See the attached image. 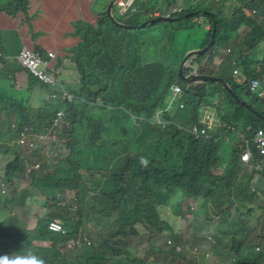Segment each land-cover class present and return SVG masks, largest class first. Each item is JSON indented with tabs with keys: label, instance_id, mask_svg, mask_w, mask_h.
<instances>
[{
	"label": "trees",
	"instance_id": "16d2710c",
	"mask_svg": "<svg viewBox=\"0 0 264 264\" xmlns=\"http://www.w3.org/2000/svg\"><path fill=\"white\" fill-rule=\"evenodd\" d=\"M102 1L91 7L93 14L98 8L95 23L79 20L72 35L75 44L57 52L38 44L41 35L29 17L24 22L33 31V43H23L16 58L9 61L8 46L0 30V61L4 64L0 68L7 69L14 83L19 78L17 73L29 78L18 98L0 87V156H13L1 176L6 180H3L4 189L9 190L3 195L0 186V256L31 251L45 264H174L168 260L195 264L193 254L199 251L198 244L193 243L191 251L188 250L190 258L179 252L181 246L187 248L191 244V241L181 242L182 232L187 234L189 230L184 203L195 204L201 199L204 205L217 206L221 213L214 248L234 254L232 264H263L264 160L253 148L250 166L242 167L240 157L247 148L243 138L231 149L230 157L223 149L224 140L239 134L243 127L245 138L264 129V119L238 105L219 83L181 80L178 68L186 52L181 57L176 54L172 61L143 64L125 46V42H131L133 47L134 40L123 39L124 30L114 26L106 15L112 0ZM187 1L171 17L183 18L194 12L192 5L196 2L206 3ZM227 2H233L230 13ZM216 3V9L206 6L202 9L207 12L202 15L204 23L210 25L209 38L202 42V48L212 39L216 21V50L210 56L212 49L192 60L185 73L195 72V61L214 63L212 58L222 50L226 54L223 63L227 62L233 74L240 69L244 84L237 83L234 77L217 75L213 71L215 63L211 70L202 68L197 73L229 81L242 101L245 100L240 91L255 103H262L260 110L247 102L264 115V99L254 97L249 91L252 79L264 81V59H253L246 54L264 43V0H216ZM177 4L178 0H135L123 13L125 20L121 22L140 26L145 20L168 15ZM30 6L31 0H11L0 5V12L10 17L20 13L28 16ZM194 25L192 22L190 28ZM180 26L185 28L184 24ZM43 37L50 39L48 35ZM11 42L19 44L16 39ZM217 44L223 48L219 49ZM24 47L49 62L47 73L56 86L43 83L19 63L18 56ZM65 61L76 64L73 84L64 79ZM233 61L237 64L233 65ZM175 84L183 90L185 108L172 118L167 115L164 120L169 123L163 127L154 123V118L166 106ZM211 84L214 90L210 93ZM219 87L229 99L226 96L221 99ZM25 88L36 94L49 91L52 96L36 109L29 97L23 96ZM63 90L73 99H64ZM217 94L218 103L214 102ZM203 106L217 110L219 127L215 138L197 139L189 132L191 126L200 125ZM59 113L62 116L56 121ZM28 128L33 129L32 137L51 130L65 140L63 146L70 150L69 155L52 159L42 153L43 146L38 142L36 149L17 144L19 133ZM4 133L7 140L2 136ZM52 148L54 152L58 150L55 145ZM37 160H42L40 170L30 166ZM245 177H249L246 183ZM27 179L31 188L19 191V185ZM70 195L74 200H68ZM32 208L39 210L36 224L33 228L29 224L25 227L19 222L22 217L29 221ZM53 221L62 223L67 229L65 233L50 231L49 224ZM95 232L98 241H90L87 234ZM210 234L213 235L212 225L206 232ZM145 238L148 248L142 249L145 253L142 255L140 245L131 242ZM72 241L81 246V254L61 257L59 247ZM35 242L50 245L43 247Z\"/></svg>",
	"mask_w": 264,
	"mask_h": 264
},
{
	"label": "rangeland",
	"instance_id": "374dc122",
	"mask_svg": "<svg viewBox=\"0 0 264 264\" xmlns=\"http://www.w3.org/2000/svg\"><path fill=\"white\" fill-rule=\"evenodd\" d=\"M11 0H0V5H6ZM91 0H31V6L28 12V16L25 15V13H20L16 17H10L5 12H0V30L3 31V34L6 37V42L8 44V40L11 42L12 40L16 39L18 42H25L27 44H32L31 37H33V31L28 30L27 24H25L24 21H27V18L31 17V21L33 22V25L35 27H38L40 30L36 28L40 32V37L37 39L38 44L41 47H45L48 50H56V52L60 49L68 48L71 46L72 43L66 44V36L70 34L69 28L73 24V22L84 19V20H95V16L89 11V3ZM124 0H119L118 7L115 8V14L119 20L124 21L125 19L122 16V13H124V8L122 7ZM190 1V0H189ZM196 2V0H192V2ZM206 3L202 5L199 2H196L193 6L194 13L190 19H186L185 21H172V22H161L156 24V26H148L146 28L141 29H134V30H127L122 31L123 39L126 40H134L133 47L131 42H125V46L128 47L130 50H132L135 54H137L140 58L143 64H151L155 61H162L166 59H170L172 57V60L175 59V55L179 52V57L183 56L185 51H191V50H197L201 49L203 46V43L205 39L209 38V31L207 29V24L204 23L205 19H201L202 16H198L197 13L202 10L205 6L208 8L216 9L217 3L216 0H204ZM251 1V0H249ZM187 0H178V6L175 7L174 10H171L168 15L171 16L172 13H175L179 8L187 5ZM233 3V2H232ZM227 2V8L228 12L231 11V4ZM93 7V5H92ZM117 8L120 9V13L118 12ZM123 8V9H122ZM190 14V13H189ZM248 14L255 15V12H248ZM144 16L141 18V20H144ZM173 18H180V17H173ZM202 24H201V21ZM82 20L83 22H86ZM147 21V20H145ZM145 21L141 22L143 24ZM194 22L195 25L190 28L191 23ZM94 24V23H93ZM184 24V26H180ZM201 24V25H200ZM44 26V27H43ZM187 27V28H186ZM242 28L241 30H243ZM7 30V32L5 31ZM243 33V31H242ZM49 36L52 40V44H50V39H47L44 41L43 36ZM241 36H237V38H240ZM212 38V36H211ZM211 41V39H210ZM209 41V42H210ZM209 44V43H208ZM219 49H222L223 46L220 44H217ZM214 48V49H213ZM212 48V51L210 52L209 56L216 50V46ZM137 50V51H135ZM232 51V50H231ZM188 53V52H187ZM246 54L250 58L255 59H264V43L254 51L246 52ZM226 54L222 52V50H219L218 56L214 59V70L216 71V74L219 76H226L228 78H236L235 74L232 73V68L227 64V62L223 63L225 61L224 57ZM65 72H64V79L69 81L70 84H73L71 81L76 80V64L72 63L71 61H65ZM192 62V61H191ZM191 62L188 64V66L191 65ZM196 64L193 65V69L196 71H199L200 69L204 68L205 70H211V66L214 63L208 64L207 62H201V61H195ZM1 69V68H0ZM240 74L239 77H242L243 74L241 70L239 69ZM2 71L0 70V76L2 75ZM22 79H25V74H23ZM62 78H57L58 81H66ZM56 82V81H55ZM213 84L209 86V90L211 93V89ZM218 86V85H217ZM0 87L3 88L7 94L8 92L18 98L21 91L24 90V84L21 85V82L13 83V82H1ZM26 89L25 94L23 96H28L30 104L38 109L44 104V100L52 96L51 92L45 91L41 94H36L35 92H29ZM221 93V99L224 100V96L228 98L225 92L222 91V89L219 87V90ZM65 95L69 94L66 91H62ZM67 93V94H66ZM219 94V93H218ZM216 96L215 101H220V96ZM241 97L248 102L249 104L253 105L254 108L262 110L263 104L262 103H255L253 100H250L249 97H246L245 94H243L241 91L239 92ZM254 97L256 95L253 94ZM72 97V96H70ZM252 98V97H251ZM257 98V97H256ZM73 99V97H72ZM218 103V102H217ZM207 107L203 106L201 110H206ZM218 114H217V123H218ZM256 133V132H255ZM244 134V127L242 128V131L239 132V134L234 133L233 135H230L228 139L224 140V146L223 152L227 154H231V149L240 142L242 135ZM255 135V134H254ZM253 135V136H254ZM5 137V140H7L8 135L4 133L2 135ZM245 136V134H244ZM243 136V137H244ZM252 136V137H253ZM249 137V138H252ZM247 139V138H245ZM56 141L58 144H55V149H58L53 156L54 158H64L69 155L70 150L63 146V143L65 140H62L60 136H56ZM6 143V141L4 142ZM39 144L43 145L42 142L38 141ZM227 143V146L226 144ZM58 146H60L58 148ZM1 149V146H0ZM43 150L45 152V156L51 155V152L53 150L52 147L49 145H43ZM25 154H28V151H23ZM44 156V157H45ZM230 157V155H229ZM227 158V160L229 159ZM13 156L10 157H2L0 156V175L4 176V172L7 168L8 163L10 160H12ZM46 158V157H45ZM261 158V157H260ZM263 159V158H262ZM72 160H75L72 158ZM264 160V159H263ZM42 163L41 161H36L31 163V167H34L38 164ZM250 166V164L248 165ZM247 166V167H248ZM41 168V167H39ZM36 169V168H35ZM40 170V169H38ZM246 173V172H245ZM246 179H249V177H245V183L247 182ZM6 182V180L4 179ZM31 183L30 180H23V182L19 185L18 189L19 191L30 189ZM9 188L7 187L6 192H8ZM46 198L48 195L43 194ZM74 196H69L68 200H74ZM195 204H193L192 201L185 202L184 203V209L183 211L187 215V223H189V230L188 233L185 234L182 232V243L185 244L190 243L191 244L186 248L185 245L181 246V250L179 253L184 254L185 258H190L191 254L188 253V250L191 251L190 247H192L193 243H196L200 246L199 251L196 254H193L195 256L194 263L195 264H232L233 260L235 259L234 254L230 253L228 250L225 252L224 250L217 248H214V246L217 244L216 239L214 238V235L219 232V226L217 223L220 221L221 213L218 211L217 206L214 204L208 203L207 205H204V202L201 199H198ZM74 206H76L74 204ZM206 207V209H205ZM22 211V210H21ZM20 211L17 210V214ZM23 212V211H22ZM39 210H35V208L31 209L30 212V218L29 221H25V219L22 217L21 221L19 222L23 226H28L30 228H33V225L36 224L35 215L38 213ZM184 213V214H185ZM190 215V216H188ZM2 220L4 221L6 219V215L4 213L1 215ZM76 218L78 219V216L76 215ZM184 219V218H183ZM1 223V219H0ZM192 223V224H190ZM50 225V224H49ZM63 225V224H62ZM191 225V226H190ZM212 225L213 235H206L207 229L209 226ZM66 228L61 232L57 233H65ZM83 235L81 234L80 238H82ZM87 237L89 240L97 242L99 239L97 236V232L94 234H87ZM146 240H140V239H134L132 240V245H140V253L144 255V251L142 253V249L145 250L148 248V245L146 243ZM196 240V241H195ZM101 242V241H100ZM172 241H169L168 243H171ZM39 246L47 247L50 244L49 243H40L35 242ZM73 246V247H72ZM72 247V248H71ZM61 250L60 256L65 257L67 254H81V246L76 243L74 245V241L69 243L66 246L61 245L59 247ZM80 249V250H79ZM79 250V251H78ZM102 253V252H101ZM153 258H151L152 260ZM168 262H172L174 264H190L188 261L183 262L180 260L171 261L168 260ZM264 264V263H263Z\"/></svg>",
	"mask_w": 264,
	"mask_h": 264
},
{
	"label": "built area",
	"instance_id": "2783aa9c",
	"mask_svg": "<svg viewBox=\"0 0 264 264\" xmlns=\"http://www.w3.org/2000/svg\"><path fill=\"white\" fill-rule=\"evenodd\" d=\"M134 2V1H133ZM124 12L128 10L132 3L129 0H125L122 2ZM122 8V9H123ZM203 19V18H201ZM200 19V21H201ZM202 22V21H201ZM208 28L210 29V25ZM227 52L231 54V49H227ZM52 58H55L54 55H50ZM1 57V55H0ZM226 56L224 57V59ZM19 63L26 67L31 71V73L37 77L40 81L43 83H46L51 86H56V82L53 80L51 76L47 73V67L49 66V62H45L38 54L34 53L27 47H24L18 56ZM233 65H236L237 62L233 61ZM4 64L2 61H0V67H2ZM213 66H211L212 68ZM259 70V69H257ZM195 72H197L195 70ZM236 76L237 83L244 84V81L242 77H239L240 71L236 70L234 72ZM249 91L250 93L256 95L258 99H264V81L259 79H252L249 83ZM67 94V93H66ZM70 94L65 95L63 93L64 99L71 100L72 97H70ZM185 108V103L183 102V90L178 85L175 84L172 86L169 95L166 100V106L159 110L158 114L155 116L154 123H157L159 125H162L163 127L166 126L167 121L164 120V118L168 115L169 118H172L179 110ZM62 116V113H59L57 115L56 121H58ZM59 118V119H58ZM201 125H204L202 127ZM217 110L212 107H207L206 110H201V119H200V125L195 124L189 128V132L195 136L197 139L200 138H215L217 137ZM33 129L28 128L19 133L17 143L21 146L28 145L32 149L37 148V142L40 141L45 144H58L56 141V135L55 133L51 132L49 130L48 133H45L44 135H40L39 137H32L31 132ZM242 138L245 140L247 148L242 152L241 154V161L243 163L242 167H247L251 161L253 156V148L256 149L258 152V155L264 159V129H259L256 131L255 135L252 138L245 139L244 134H241ZM42 145V146H43ZM52 152L50 157H52ZM39 167V166H37ZM0 186L2 188L5 187V183L3 182L1 175H0ZM5 193V191L3 192ZM49 230L52 232H61L63 230L62 223H59L58 221H53L49 225ZM258 250H260L258 248Z\"/></svg>",
	"mask_w": 264,
	"mask_h": 264
},
{
	"label": "water",
	"instance_id": "95a60500",
	"mask_svg": "<svg viewBox=\"0 0 264 264\" xmlns=\"http://www.w3.org/2000/svg\"><path fill=\"white\" fill-rule=\"evenodd\" d=\"M133 1L134 0H131V3ZM118 2H119V0H112V1L109 2L108 6H107L106 15L109 18V20L113 23L114 26L119 27V28H121L123 30H134V29H137V28L138 29L139 28H146L148 26L156 25V24L161 23V22L182 21V20L187 19L190 16H192V14H194V13L187 14L183 18H173L171 16H159L157 18L145 21L143 24H140V26L127 25V24L121 22V20H119L117 18V16L115 15V13H114V8H115L116 4H118ZM204 14H207V12L206 11H201V12L197 13L198 16H202ZM216 31H217V22L214 21V29H213V35H212L211 41L204 48L189 51L184 56L183 60L181 61L180 65H179V68H178V76H179V78L181 80L187 81L189 83H201V82H216V83H219L236 100L238 105H240L242 107H247V109L251 113L255 114L258 118L264 119V115L262 113L252 109L248 105V103L246 101H242L238 97L236 92L231 87L229 81H226L225 79L220 78V77H215V76H211V75H207V74H200V73H197V72H194L192 74L186 75L185 71H186V67L188 66V64L192 60H194L195 58L206 54L207 52H209L214 47V45L216 43V37H215Z\"/></svg>",
	"mask_w": 264,
	"mask_h": 264
},
{
	"label": "crops",
	"instance_id": "0c3cea01",
	"mask_svg": "<svg viewBox=\"0 0 264 264\" xmlns=\"http://www.w3.org/2000/svg\"><path fill=\"white\" fill-rule=\"evenodd\" d=\"M125 1V0H124ZM129 1V0H128ZM131 1V0H130ZM135 1V0H134ZM99 2H101V3H103V1L102 0H91L90 1V3H89V11L93 14V11H94V9L92 10L91 9V7H92V5L94 4V3H99ZM133 3V2H132ZM116 6L118 7V5L116 4ZM116 6H115V8H116ZM115 8H114V13H116L115 12ZM98 9V8H97ZM97 9H95V14H96V11H97ZM117 10H118V12L120 13V9L119 8H117ZM95 14H93L94 16H95V20L94 21H91V20H84V19H80V20H84V21H86V22H89V23H95V21L97 20V17H96V15ZM116 15V14H115ZM122 15H123V13H122ZM125 19V18H124ZM79 20H77V21H75V22H73V24L71 25V27L69 28V31H70V34L69 35H67L66 36V40H67V42H66V44H68V43H72L71 44V46H73L74 44H75V40L72 38V35H73V33H74V25L78 22ZM207 25H208V23H207ZM44 27V26H43ZM209 26H207V29L206 30H209V28H208ZM38 30H40L38 27H36ZM2 31V30H1ZM6 32H7V30H5ZM2 33H3V31H2ZM3 36H4V40H5V43L7 44V40H6V37L7 36H5L4 34H3ZM45 40H47L46 38H44V41ZM19 44H16L15 42H10L9 40H8V44H7V48H6V56H7V59L10 61V60H13L14 58H16V56L18 55V52H19V50H20V46H22V44L23 43H25V42H18ZM50 44H52V40H51V38H50ZM70 46V47H71ZM69 48V47H68ZM227 49H231L230 47H228ZM54 50V49H53ZM195 50V49H194ZM56 51V50H55ZM192 51V50H191ZM186 52V54H187V52H189V51H185ZM180 53L181 52H179V53H177L178 55H180ZM170 60L172 61V57L170 58ZM3 73H2V75L0 76V80H2V81H5V82H13L14 83V79L12 78V76L10 75V74H8V72H7V69L6 68H1L0 69ZM17 76L19 77L17 80H16V83H18L19 81L21 82V85H23V84H27V82H28V77L25 75V79H22V77H23V74H21V73H17Z\"/></svg>",
	"mask_w": 264,
	"mask_h": 264
},
{
	"label": "clouds",
	"instance_id": "9594fccd",
	"mask_svg": "<svg viewBox=\"0 0 264 264\" xmlns=\"http://www.w3.org/2000/svg\"><path fill=\"white\" fill-rule=\"evenodd\" d=\"M42 135H44V134H42ZM47 145H49L50 147L53 146V144H47ZM41 150H42V153H45L43 148ZM52 153L53 154L55 153L54 150H52ZM53 154H52V156H53ZM48 158H51V157H48ZM37 166L40 167L41 163H38L35 166L36 169H39V167H37ZM2 180H4V179L2 178ZM1 190H2L1 193L3 195L6 194V190L4 188L1 189ZM4 191H5V193H3ZM0 264H45V261L42 258L38 257L37 255L33 254L31 251H28L24 255H19V254H16V255H2V256H0Z\"/></svg>",
	"mask_w": 264,
	"mask_h": 264
}]
</instances>
